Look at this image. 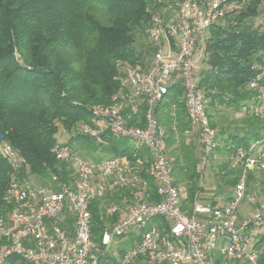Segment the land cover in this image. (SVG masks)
I'll return each mask as SVG.
<instances>
[{"label": "trees", "instance_id": "trees-1", "mask_svg": "<svg viewBox=\"0 0 264 264\" xmlns=\"http://www.w3.org/2000/svg\"><path fill=\"white\" fill-rule=\"evenodd\" d=\"M178 2L0 0V147L8 143L19 152L24 161L22 177L51 185L56 190L72 184L74 167L58 161L53 153L60 143V131L70 134L65 143L71 147L85 142L77 148L95 162L112 157H127L132 162L142 160L140 175L146 181L145 188L124 185L105 198L90 201L91 228L101 253L104 252L103 232L119 220L118 215L107 214L108 206L124 209L136 201L137 191L142 193L145 202L156 203L160 197L155 181L147 174L151 157L145 148L127 138L116 139L107 131L99 143L81 133L80 126L91 123L92 106L112 104V98L123 90L121 79L125 70L144 62V53L148 56L152 53L150 43L145 52L138 41L147 39L153 16L169 14L170 7ZM260 17L262 22L255 24ZM263 54L264 0H248L242 12L226 18L225 25L210 29L201 62L203 68L196 73L199 86L206 93L211 125L217 130V147L210 159L212 163L217 155L224 159L211 167L217 184L215 195H225L228 200L233 198L244 173L247 193L264 194V169L247 170L245 159L232 166L240 150L249 151L264 137L263 119L255 113L259 97L249 86ZM146 109L143 103L139 113L130 116L128 124L144 128ZM231 112L244 113L243 118L238 123L230 121L227 116ZM182 113L186 114L184 90L180 85L171 86L170 92L157 104L155 115L169 134L168 153L174 183L186 195L182 209L191 215L194 202L204 189L203 172L193 147L180 145L179 149L178 145L177 153L173 149L178 144L173 125L175 118L181 123ZM10 175V165L0 153V215L9 210L4 197ZM53 177L58 180L54 182ZM215 205L213 202L212 206ZM157 222L168 228L164 220ZM130 244L124 241L117 256L100 254L99 264H118L119 255ZM254 247L260 254L259 264H264V230L259 231ZM10 264L27 263L16 256ZM134 264L149 263L139 259Z\"/></svg>", "mask_w": 264, "mask_h": 264}, {"label": "built area", "instance_id": "built-area-1", "mask_svg": "<svg viewBox=\"0 0 264 264\" xmlns=\"http://www.w3.org/2000/svg\"><path fill=\"white\" fill-rule=\"evenodd\" d=\"M247 2L179 0L169 14L154 15L147 29L152 53L125 70L123 90L112 98V104L92 106L91 123L80 126L81 133L99 143L107 131L116 139L127 138L145 148L151 157L147 174L160 197L159 202H145L137 191L136 201L124 209L108 206L107 214L118 215L119 220L103 232L104 252L94 241L90 201L105 198L124 185L145 188L140 175L142 160L112 157L95 162L79 158L71 146L59 143L53 149L56 159L74 168L72 184L56 190L23 178L24 161L19 152L8 143L1 145L11 175L4 197L9 210L0 215V264H10L16 256L27 264H99L100 254L117 256L122 243L130 238L118 264H134L139 259L149 264H217L218 260L219 264H259L254 234L264 230V206L258 205L256 195L247 193L245 173L224 206L201 204L196 199L192 214H187L173 179L168 133L155 115L170 87L180 85L187 118L201 143L199 169L203 172L217 147V130L211 125L196 69L205 57L210 29L225 25L226 18L242 12ZM255 69L257 74L249 86L258 94L255 113L264 124V54ZM143 103L147 105L145 127L130 126L128 119L139 113ZM237 158L245 159L247 170L264 169V137L249 151L240 150ZM244 200L255 213L240 221L239 207ZM157 220H164L168 228Z\"/></svg>", "mask_w": 264, "mask_h": 264}, {"label": "crops", "instance_id": "crops-1", "mask_svg": "<svg viewBox=\"0 0 264 264\" xmlns=\"http://www.w3.org/2000/svg\"><path fill=\"white\" fill-rule=\"evenodd\" d=\"M224 111L226 112V110H224ZM175 112H176V109L174 108L172 110V114H173L174 117H175ZM237 115H239L241 118H243L244 113H239ZM181 117L182 118L179 120V121H181V123H178L177 120H176V118H175V123L173 125V127L175 129V135H176L175 136V139L177 140V143H178L177 145L174 146L173 149H175L178 145L179 146L180 145H183V146H186V147H190L191 146V147L194 148L193 149L194 155L196 156V158L198 160H200V157H201V143L199 141L198 134H197V132L195 130H193L190 127V124H189V120L187 118V115L185 113H182V116ZM231 120H232V118H230V121ZM181 148L182 147L180 146L179 149H181ZM177 151L178 150L176 148L175 153H177ZM169 154H170V152H169ZM210 176H211V181L213 180L214 183H215V176H214V173H213L212 168L210 170ZM209 183H211V182L209 181ZM201 186H203V188L205 189L206 184L205 183L204 184L201 183ZM204 189L197 196V200L201 204H211L212 205L213 202H216V205L215 206H224L227 203L228 197L225 196V195L224 196H216V195H214V198L213 199H210V200H208L206 198L201 199V195L204 194V192L206 191ZM214 190H215V188L211 189V192H213V193L217 192V190H215V191ZM230 194L233 195V191ZM181 195H182V193H181ZM256 197H257V200H258L259 205L264 206V194L262 196H256ZM183 200H184V197L182 195V201ZM247 204H248V207L252 210V213H250V214L249 213L248 214H244V213H241V211H240V213H239V220L240 221L244 220L245 218H249V217L253 216L254 213H255V209L251 205H249L248 202H247ZM258 233H259V231L258 232H255V234H254V242H255V239L257 238ZM128 241L129 242H132V238H130Z\"/></svg>", "mask_w": 264, "mask_h": 264}, {"label": "rangeland", "instance_id": "rangeland-1", "mask_svg": "<svg viewBox=\"0 0 264 264\" xmlns=\"http://www.w3.org/2000/svg\"><path fill=\"white\" fill-rule=\"evenodd\" d=\"M263 20V17H260L258 18L256 21H255V24H259L261 23ZM148 40L147 39H143L141 41H138V45L140 47L141 50H145V52H148ZM146 56V59L149 57L148 55H146V53H144ZM127 68V67H126ZM203 68V64L200 63L199 66H198V69H196V72H199V70H201ZM229 118H232V120H234L236 123H238L242 118L239 116V115H235L233 112L229 113L228 116ZM235 128V127H234ZM70 134L68 133H64L63 131H60L59 134H58V140L60 143H65V142H68L69 139H70ZM85 142H80V143H74L72 144V147L75 148V154L76 156H78L79 158H83V159H88V160H92L85 151H81V149L77 148V147H81V146H84ZM84 144V145H83ZM213 163H212V160L209 159L208 162L206 163L205 165V168L203 170V173H202V183L206 184L205 186V189L206 190L204 192V194L201 195V199H213L214 198V195L215 193L211 192V189L215 188V190H217V184L216 182L214 183V181L212 180L211 181V176H210V170H211V166L212 164L215 165L217 164L218 162H220V160H224L223 158H221L219 155H217L216 157H214L213 159ZM235 159V161L233 162L232 166L234 167L236 165L237 162H241V160H238ZM93 161V160H92ZM209 181L211 183H209ZM215 186V187H214ZM214 190V191H215ZM183 195V194H182ZM186 195L184 194L183 197H185ZM247 200H244L240 207H239V211H241V213H244V214H250L252 213V210L248 207V204L246 202ZM246 219V218H245ZM118 251V250H117ZM114 254H117L116 252Z\"/></svg>", "mask_w": 264, "mask_h": 264}]
</instances>
